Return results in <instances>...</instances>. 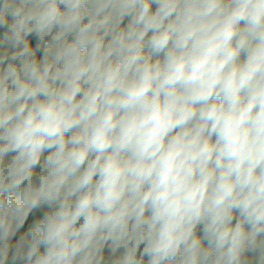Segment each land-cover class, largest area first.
Segmentation results:
<instances>
[{
  "label": "clouds",
  "instance_id": "1",
  "mask_svg": "<svg viewBox=\"0 0 264 264\" xmlns=\"http://www.w3.org/2000/svg\"><path fill=\"white\" fill-rule=\"evenodd\" d=\"M0 264H264V0H0Z\"/></svg>",
  "mask_w": 264,
  "mask_h": 264
}]
</instances>
